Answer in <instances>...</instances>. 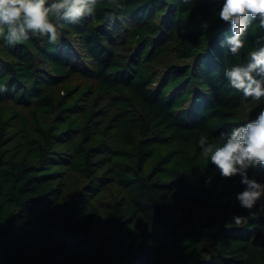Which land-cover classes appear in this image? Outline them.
I'll return each mask as SVG.
<instances>
[{
  "label": "trees",
  "instance_id": "1",
  "mask_svg": "<svg viewBox=\"0 0 264 264\" xmlns=\"http://www.w3.org/2000/svg\"><path fill=\"white\" fill-rule=\"evenodd\" d=\"M222 2L102 0L55 44L0 38V264H264V199L241 208L198 144L264 107L224 76L264 32L221 48Z\"/></svg>",
  "mask_w": 264,
  "mask_h": 264
},
{
  "label": "clouds",
  "instance_id": "2",
  "mask_svg": "<svg viewBox=\"0 0 264 264\" xmlns=\"http://www.w3.org/2000/svg\"><path fill=\"white\" fill-rule=\"evenodd\" d=\"M183 2L187 4L190 0ZM211 2L214 4L216 0ZM100 3L102 0H0V38L7 45H15L28 40L29 33H38L46 36L48 43L55 44L61 35L57 28L60 21L77 24L85 17L94 20ZM213 11L219 21L229 25L231 35L222 33L220 47L227 48L233 56H238L245 47V37L251 27L255 25L264 32V0H223L219 10ZM50 17L57 18L56 23ZM105 19L111 23L116 17L106 12ZM201 27L206 30L209 22L202 21ZM224 76L230 88L242 93V104L249 98L264 102V35L256 37L255 47L247 52L244 62L224 68ZM198 144L201 154L208 164L215 166L221 179L240 178L243 190L236 194L235 200L251 213L264 199V183L255 175L249 176L250 169L264 167V107L255 119L221 132L216 142H208L207 137L201 135ZM212 180L213 177L208 176L205 186ZM260 211H264V204ZM248 219L239 214L232 216L236 227H243Z\"/></svg>",
  "mask_w": 264,
  "mask_h": 264
}]
</instances>
